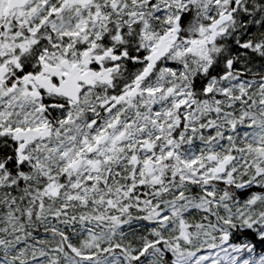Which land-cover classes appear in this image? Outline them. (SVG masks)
I'll use <instances>...</instances> for the list:
<instances>
[{
    "label": "snow or ice",
    "instance_id": "6c2138e0",
    "mask_svg": "<svg viewBox=\"0 0 264 264\" xmlns=\"http://www.w3.org/2000/svg\"><path fill=\"white\" fill-rule=\"evenodd\" d=\"M0 264H264V0H0Z\"/></svg>",
    "mask_w": 264,
    "mask_h": 264
}]
</instances>
